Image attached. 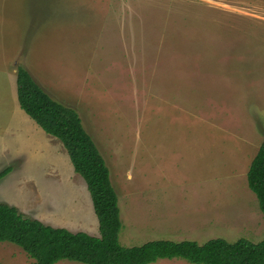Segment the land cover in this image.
<instances>
[{
  "label": "rangeland",
  "instance_id": "rangeland-1",
  "mask_svg": "<svg viewBox=\"0 0 264 264\" xmlns=\"http://www.w3.org/2000/svg\"><path fill=\"white\" fill-rule=\"evenodd\" d=\"M19 67L93 137L118 193L122 246L264 240L248 185L264 141V0H0V173L13 168L0 204L100 237L66 148L20 107ZM27 118L55 161L26 145ZM0 264L35 260L4 242Z\"/></svg>",
  "mask_w": 264,
  "mask_h": 264
},
{
  "label": "trees",
  "instance_id": "trees-1",
  "mask_svg": "<svg viewBox=\"0 0 264 264\" xmlns=\"http://www.w3.org/2000/svg\"><path fill=\"white\" fill-rule=\"evenodd\" d=\"M17 87L22 110L48 135L62 142L75 172L86 182L101 236L54 228L27 217L16 207L0 204V244L19 246L35 264L64 260L81 264H155L173 259L190 264H264V240L255 244L246 239L235 243L215 239L204 245L160 240L132 248L122 246L121 209L111 171L79 113L53 99L23 67L18 69ZM12 171L10 167L0 173V181ZM248 185L264 215V141L251 164Z\"/></svg>",
  "mask_w": 264,
  "mask_h": 264
},
{
  "label": "crops",
  "instance_id": "crops-1",
  "mask_svg": "<svg viewBox=\"0 0 264 264\" xmlns=\"http://www.w3.org/2000/svg\"><path fill=\"white\" fill-rule=\"evenodd\" d=\"M19 101V100H18ZM20 104V103H19ZM21 107V106H20ZM22 109V108H21ZM24 111V110H23ZM25 112V111H24ZM16 112H14V115H15ZM26 113V112H25ZM17 114V113H16ZM15 120L18 122V123H24L25 120L24 118L22 117V113L20 114H17L16 117H15ZM27 121L33 126H30L29 124H26V126L24 127H21V128H24L25 130V127L27 129V131L25 130V133L27 135L26 137V145L27 146H34L33 148L38 150V151H43V152H47L49 153V156H50V153H52L53 157H54V161H55V155H54V152H53V149L50 145L51 142H52V139L49 138L48 140L44 137V136H37V133L38 132H41L37 129V126L35 125L34 122H31L28 118H27ZM37 124V123H36ZM38 125V124H37ZM39 126V125H38ZM40 127V126H39ZM41 128V127H40ZM42 129V128H41ZM43 130V129H42ZM44 131V130H43ZM45 132V131H44ZM46 133V132H45ZM47 134V133H46ZM23 157V156H21ZM13 172V171H12ZM11 172V173H12ZM10 173V174H11ZM14 207H17V206H14ZM18 208V207H17Z\"/></svg>",
  "mask_w": 264,
  "mask_h": 264
}]
</instances>
